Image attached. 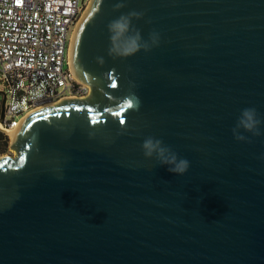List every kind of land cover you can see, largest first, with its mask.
Returning a JSON list of instances; mask_svg holds the SVG:
<instances>
[{
  "label": "water",
  "instance_id": "1",
  "mask_svg": "<svg viewBox=\"0 0 264 264\" xmlns=\"http://www.w3.org/2000/svg\"><path fill=\"white\" fill-rule=\"evenodd\" d=\"M131 12L150 47L110 54ZM68 62L89 94L28 112L0 156V264H264V0H91ZM245 108L260 134L238 140Z\"/></svg>",
  "mask_w": 264,
  "mask_h": 264
},
{
  "label": "built area",
  "instance_id": "2",
  "mask_svg": "<svg viewBox=\"0 0 264 264\" xmlns=\"http://www.w3.org/2000/svg\"><path fill=\"white\" fill-rule=\"evenodd\" d=\"M88 1L0 0V75L6 94L0 130L8 137L36 107L89 94L68 62L71 36Z\"/></svg>",
  "mask_w": 264,
  "mask_h": 264
},
{
  "label": "clouds",
  "instance_id": "3",
  "mask_svg": "<svg viewBox=\"0 0 264 264\" xmlns=\"http://www.w3.org/2000/svg\"><path fill=\"white\" fill-rule=\"evenodd\" d=\"M122 5H116L117 8ZM140 13L131 12L127 15H121L109 22L108 30L110 33V48L109 53L115 56L126 57L139 51L141 48L148 50L150 44L142 41L139 31L133 32L131 28V18L139 16ZM151 44L158 43V35L152 33L150 36ZM103 62V59H100ZM261 121L257 117L255 108H245L241 111L238 117L236 127L233 128V133L238 140H244L245 137L238 132V129L243 128L245 131L251 132L254 135H259L258 125ZM144 155L152 157L154 154L159 159L160 164L170 165L168 170L172 173L183 174L189 168V161L184 158H178L177 154L171 151L169 147L163 146L162 141L149 137L142 144Z\"/></svg>",
  "mask_w": 264,
  "mask_h": 264
},
{
  "label": "rangeland",
  "instance_id": "4",
  "mask_svg": "<svg viewBox=\"0 0 264 264\" xmlns=\"http://www.w3.org/2000/svg\"><path fill=\"white\" fill-rule=\"evenodd\" d=\"M90 1H91V0L88 1V4L90 3ZM88 4H87V6H88ZM87 6L84 8L82 14L84 13V11H85V9L87 8ZM81 16H82V15H81ZM79 19H80V18H79ZM2 90H3V83H2V76L0 75V91H2ZM2 99H3V95L0 94V105H1ZM9 138H10V137H9ZM10 146H11V138H10V141H9V148H8V150H7L5 153H2V154H0V155L3 156V155H5V154L11 153V154H14V155L16 156V155H17L16 150H15V149H12Z\"/></svg>",
  "mask_w": 264,
  "mask_h": 264
},
{
  "label": "trees",
  "instance_id": "5",
  "mask_svg": "<svg viewBox=\"0 0 264 264\" xmlns=\"http://www.w3.org/2000/svg\"><path fill=\"white\" fill-rule=\"evenodd\" d=\"M9 141V137L0 130V153H3L8 149Z\"/></svg>",
  "mask_w": 264,
  "mask_h": 264
},
{
  "label": "flooded vegetation",
  "instance_id": "6",
  "mask_svg": "<svg viewBox=\"0 0 264 264\" xmlns=\"http://www.w3.org/2000/svg\"><path fill=\"white\" fill-rule=\"evenodd\" d=\"M8 148H9V147H8ZM7 150H8V149H7ZM7 150H6V151H7ZM6 151H5V152H6ZM5 152H3V153H5ZM0 154H2V153H0ZM8 154H10V153H8ZM5 155H7V154H5ZM0 156H2V155H0Z\"/></svg>",
  "mask_w": 264,
  "mask_h": 264
}]
</instances>
